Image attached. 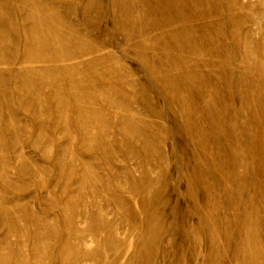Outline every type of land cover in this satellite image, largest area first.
Here are the masks:
<instances>
[{
	"label": "rangeland",
	"instance_id": "374dc122",
	"mask_svg": "<svg viewBox=\"0 0 264 264\" xmlns=\"http://www.w3.org/2000/svg\"><path fill=\"white\" fill-rule=\"evenodd\" d=\"M0 264H264V0H0Z\"/></svg>",
	"mask_w": 264,
	"mask_h": 264
}]
</instances>
